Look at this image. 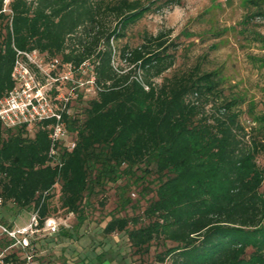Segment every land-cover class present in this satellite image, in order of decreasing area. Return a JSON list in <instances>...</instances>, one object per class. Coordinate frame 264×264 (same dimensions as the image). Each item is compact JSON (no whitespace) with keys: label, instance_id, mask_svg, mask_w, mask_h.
Here are the masks:
<instances>
[{"label":"trees","instance_id":"trees-1","mask_svg":"<svg viewBox=\"0 0 264 264\" xmlns=\"http://www.w3.org/2000/svg\"><path fill=\"white\" fill-rule=\"evenodd\" d=\"M181 2L0 0V98L14 86L18 50L88 62L100 86L64 114L76 146H63L60 162L49 129L0 120V207L37 212L41 226L62 212L82 218L103 180L143 169L156 176L154 196L139 214L113 216L106 234L126 232L136 252L171 242L156 254L171 264H264V111L247 126L221 73L177 68L171 30L120 44L147 14ZM252 2L264 16V0ZM116 55L130 68L116 67ZM9 243L0 237L2 248ZM23 254L12 250L6 264Z\"/></svg>","mask_w":264,"mask_h":264},{"label":"rangeland","instance_id":"rangeland-1","mask_svg":"<svg viewBox=\"0 0 264 264\" xmlns=\"http://www.w3.org/2000/svg\"><path fill=\"white\" fill-rule=\"evenodd\" d=\"M141 1L148 4L155 0ZM257 11L252 0H182L147 14L120 44L136 46L145 31L171 30L172 39L181 44L176 67L191 69L198 65L201 70L221 73L226 94L243 103L242 121L248 126L253 124L255 114L264 111V16ZM114 64L130 68L118 55ZM156 183L154 173L143 169L116 181L103 180L84 203V219L74 213L59 214L62 222L58 232H41L30 250L31 260L23 254L18 264H171L169 258L161 262L156 257L171 242L152 243L148 252H136L126 232H104L113 216L141 213L154 196ZM57 202L56 196L53 204ZM30 214L27 209L18 214L13 205L0 207V221L7 224H25Z\"/></svg>","mask_w":264,"mask_h":264},{"label":"built area","instance_id":"built-area-1","mask_svg":"<svg viewBox=\"0 0 264 264\" xmlns=\"http://www.w3.org/2000/svg\"><path fill=\"white\" fill-rule=\"evenodd\" d=\"M14 86L0 98V120L4 127H25L32 134L38 127L49 129L51 138L50 157L60 162L58 154L63 146L72 150L76 146L67 128L64 114H72L79 99H86L100 89L96 74L88 62L80 66L64 62L60 57L48 58L37 49L18 50L12 71ZM1 203V199H0ZM62 220L50 217L40 225L37 212L22 225L10 226L0 221V237L10 243L0 249V264L12 250H21L30 261L32 239L41 232L55 234Z\"/></svg>","mask_w":264,"mask_h":264}]
</instances>
